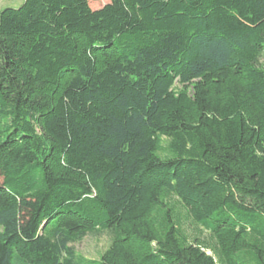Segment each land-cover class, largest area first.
Returning a JSON list of instances; mask_svg holds the SVG:
<instances>
[{"label":"trees","instance_id":"1","mask_svg":"<svg viewBox=\"0 0 264 264\" xmlns=\"http://www.w3.org/2000/svg\"><path fill=\"white\" fill-rule=\"evenodd\" d=\"M0 264H264V0L3 9Z\"/></svg>","mask_w":264,"mask_h":264},{"label":"rangeland","instance_id":"2","mask_svg":"<svg viewBox=\"0 0 264 264\" xmlns=\"http://www.w3.org/2000/svg\"><path fill=\"white\" fill-rule=\"evenodd\" d=\"M25 0H0V12L5 8H18ZM110 0H90V5L93 9H100ZM166 141V138H164ZM188 230L194 234H199V231L204 236H209V232L202 227L196 229L194 225H189ZM111 242V235L108 232H100L89 234L82 241L75 243L73 246L77 254L88 259H99L101 254L108 248ZM211 254V252H208Z\"/></svg>","mask_w":264,"mask_h":264}]
</instances>
